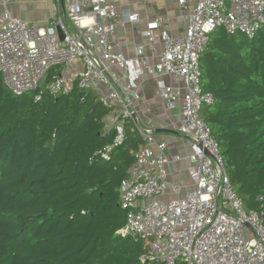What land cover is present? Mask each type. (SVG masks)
<instances>
[{
	"label": "built area",
	"instance_id": "built-area-1",
	"mask_svg": "<svg viewBox=\"0 0 264 264\" xmlns=\"http://www.w3.org/2000/svg\"><path fill=\"white\" fill-rule=\"evenodd\" d=\"M176 1L184 8L185 0ZM56 2V15L39 25L13 17L12 0H0V75L14 96L40 88L35 97L39 100L43 92L65 95L74 86L95 93L107 110L105 130L115 133L113 145L100 153L103 161L124 140V122L132 119L144 74L154 80L165 110L179 104L180 122L170 125L189 150L191 186L171 177L167 142L150 128L136 127L142 145L118 191L119 207L127 213L116 234L146 245L139 257L142 264H264V219L245 209L211 130L200 117L201 108L213 104V97L201 90L199 69V57L215 30L254 38L264 25V0H196L182 35L163 34L159 61L152 66L142 47L132 57L118 49V27L137 23L136 14L125 8L118 11L109 0ZM162 22L160 16L153 19ZM143 37L153 53L151 33ZM51 69L55 72L44 84ZM160 76L182 89L166 86L157 79Z\"/></svg>",
	"mask_w": 264,
	"mask_h": 264
},
{
	"label": "trees",
	"instance_id": "trees-1",
	"mask_svg": "<svg viewBox=\"0 0 264 264\" xmlns=\"http://www.w3.org/2000/svg\"><path fill=\"white\" fill-rule=\"evenodd\" d=\"M199 69L213 97L200 117L245 209L264 219V25L252 39L215 30ZM38 90L14 96L0 75V264H142L146 245L116 234L127 213L118 191L142 145L136 128L126 120L103 161L115 133L96 94L74 86L35 100Z\"/></svg>",
	"mask_w": 264,
	"mask_h": 264
},
{
	"label": "crops",
	"instance_id": "crops-1",
	"mask_svg": "<svg viewBox=\"0 0 264 264\" xmlns=\"http://www.w3.org/2000/svg\"><path fill=\"white\" fill-rule=\"evenodd\" d=\"M56 1L12 0L9 8L12 16L21 21L44 25L51 17L56 15ZM109 1L116 6L118 11L125 8L139 18V21L135 24L125 23L118 27L115 34L118 49L125 57H132L136 48L142 47L149 66L159 61V54L162 52L163 34H167L172 38L180 37L187 23V18L196 3V0H185L184 8H181L176 0ZM156 16L162 17L163 22L161 24L153 23ZM147 31L153 37V53H151L150 46L143 37V33ZM157 79L162 80L166 86L170 85L182 89L181 85H174L168 77L160 76ZM137 95L138 99L133 102L131 108L133 128H150L159 139L165 140L169 146L168 156L171 160L169 165L171 177L182 186H191L188 179V171L191 166L188 159L189 150L184 144L183 137L174 131L170 125H178L180 122L179 104H176L171 110H165L154 80L146 74L139 80ZM157 130L164 132L156 133Z\"/></svg>",
	"mask_w": 264,
	"mask_h": 264
},
{
	"label": "water",
	"instance_id": "water-1",
	"mask_svg": "<svg viewBox=\"0 0 264 264\" xmlns=\"http://www.w3.org/2000/svg\"><path fill=\"white\" fill-rule=\"evenodd\" d=\"M58 30V32H59V29H57ZM59 35H60V38L62 39V35H61V33L59 32ZM78 43H79V45L91 56V53L88 51V49L82 44V42L79 40L78 41ZM131 117H132V119H133V115H131ZM156 133H161V132H164V131H162V130H157V131H155Z\"/></svg>",
	"mask_w": 264,
	"mask_h": 264
}]
</instances>
